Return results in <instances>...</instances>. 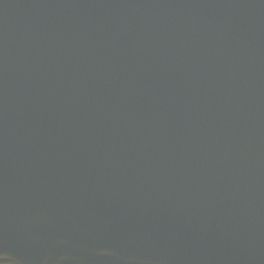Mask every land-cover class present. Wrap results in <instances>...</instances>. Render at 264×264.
<instances>
[{
    "label": "water",
    "instance_id": "1",
    "mask_svg": "<svg viewBox=\"0 0 264 264\" xmlns=\"http://www.w3.org/2000/svg\"><path fill=\"white\" fill-rule=\"evenodd\" d=\"M0 264H264V0H0Z\"/></svg>",
    "mask_w": 264,
    "mask_h": 264
}]
</instances>
